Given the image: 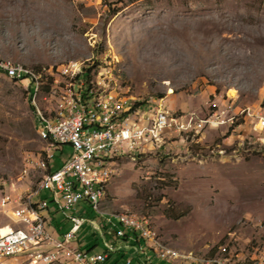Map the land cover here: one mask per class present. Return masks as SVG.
Listing matches in <instances>:
<instances>
[{
	"label": "rangeland",
	"instance_id": "1",
	"mask_svg": "<svg viewBox=\"0 0 264 264\" xmlns=\"http://www.w3.org/2000/svg\"><path fill=\"white\" fill-rule=\"evenodd\" d=\"M63 65L76 93L85 84L94 101L119 90L141 107L156 101L163 111L216 115L197 135L177 129L158 147L113 157L107 212L89 207L92 216L119 225L109 211L133 213L178 253L264 264V128L249 115L264 114V0H0V66L29 75L16 80L0 70V181L20 189L19 204L51 172L43 119L68 114L72 91L61 93L55 111L48 105L49 73ZM72 153L66 145L52 168ZM8 219L0 212V226ZM77 236L84 250L105 245L89 221Z\"/></svg>",
	"mask_w": 264,
	"mask_h": 264
},
{
	"label": "built area",
	"instance_id": "2",
	"mask_svg": "<svg viewBox=\"0 0 264 264\" xmlns=\"http://www.w3.org/2000/svg\"><path fill=\"white\" fill-rule=\"evenodd\" d=\"M66 65L56 74L53 70L49 73L55 75V84L50 88L48 102L55 111V104L60 102L61 93L72 91V99L63 103V108H68L66 126L45 127V134L49 137V158L60 155L62 147L66 145L71 147L73 153L60 167L51 169L50 183L42 187L39 193L41 195L43 191H47L49 196L41 199L27 198V204H19L20 189L13 188L11 183L9 185L8 179H1L0 212L9 219L0 226V264H6L12 259L16 260V264H105L110 254L120 248L108 241H105L103 252L80 248L75 239L84 224V218L72 215L77 205L83 202L95 211L94 198L99 194L97 179H104L106 175V172H101V164L108 162L112 156L130 155V150H139L142 146L158 147V143L166 140V133L170 135L177 133V129H195L197 135L207 125H214L215 122L216 115L202 119L194 113L163 111L161 102L136 106L137 103L131 101V97L119 90L99 93L101 105H94L91 103V93L86 92L85 84L83 100H76L75 76H67ZM9 75L18 80H27L18 75ZM28 86L29 90L31 84ZM244 112L246 110L242 109L240 114ZM151 113L164 115L165 124L151 121ZM249 115L256 117L258 125L264 128V114L250 111ZM36 118L40 119L37 115ZM115 130H122V142H115ZM26 173H29L28 169L25 170ZM51 203L69 213L73 222L61 237H56L51 230L50 218L48 225H41L40 220H36V212H44V216H49L47 211L51 210ZM28 204H35L33 213L25 212V205ZM118 220L119 225L112 220L107 221L113 230V237L137 242L143 239L144 245L138 242L135 246L138 255L145 254L147 257V260L142 261L143 264H161L163 254L167 253L156 248L157 235L135 236L127 219ZM141 222L144 227H148L146 221ZM3 228L7 230L3 232ZM232 257L238 260V255ZM132 261L133 258L129 257L124 264H132Z\"/></svg>",
	"mask_w": 264,
	"mask_h": 264
},
{
	"label": "bare ground",
	"instance_id": "3",
	"mask_svg": "<svg viewBox=\"0 0 264 264\" xmlns=\"http://www.w3.org/2000/svg\"><path fill=\"white\" fill-rule=\"evenodd\" d=\"M7 71L11 74L18 75L20 77L22 76H29L26 71H21V69L18 68H13L7 66ZM11 70V71H9ZM20 70V71H19ZM13 71L19 72V74L14 73ZM94 105H101V101H94L93 98H91ZM76 100H83V94L82 93H76ZM67 116L68 114L63 118V119H52V118H44V125L45 127L49 126H55V127H65L66 122H67ZM158 116V121L157 124H165V116L164 115H157ZM115 142H122V130H115ZM118 156V155H117ZM113 157L112 156L108 162L101 164V172H106V175L104 179H97V192H99L98 195L95 196L94 198V208L101 213L107 212L104 211V199L107 196V184L112 178L113 175V169L111 168V160ZM49 158V154H48ZM53 158H49L51 161ZM116 160V159H115ZM51 180V172L46 176L45 180L41 183V185L32 193L29 194L27 197L28 200H36L37 196L39 195L40 191H42V187H46L48 183H50ZM107 199V198H106ZM26 204H27V199H26ZM27 206V211L29 213H33L35 211V204H28ZM119 212V211H118ZM111 215L118 216L120 219H127L128 223H131V228L134 229V235L135 236H143V235H157V232L154 231V228L152 225L148 224L146 221V225L148 227H144V223L141 221H145L144 219L140 218L139 216L133 214V213H127V212H119V213H114L109 211ZM36 220H40L41 225H48V218L44 216V212H36ZM4 231L7 230V228H3ZM2 229V231H3ZM156 248H161L164 252L167 254H163V258L168 261V262H174L173 259L171 258H180L182 260H185V263L188 264L190 262L191 264H217V260H210L205 258L204 256H197L194 253H189V254H182L178 253L170 248H168L159 238L157 235V240H156ZM188 261V262H187Z\"/></svg>",
	"mask_w": 264,
	"mask_h": 264
},
{
	"label": "crops",
	"instance_id": "4",
	"mask_svg": "<svg viewBox=\"0 0 264 264\" xmlns=\"http://www.w3.org/2000/svg\"><path fill=\"white\" fill-rule=\"evenodd\" d=\"M65 148H66V146L62 147L61 154L64 152ZM61 164L62 163H60L59 166H61ZM49 165H50V168L52 170H54V168H52L53 165L51 164V161L49 162ZM46 196H49V193H47ZM46 196H44V197H46ZM53 207H54V209H53ZM89 207L90 206L88 204L81 203V205L77 206L75 208L74 212H72V215H77L78 213L83 212V210L89 211V214L87 216L86 215L84 216L83 213H82V215H80L81 217L84 218V224L82 225L80 230H82V228L85 226L86 221H89L90 227H92L95 230V232H97V233L101 232L102 235L105 234V235H103L104 242L108 241V242L114 243L120 248L117 252L110 254V256L107 259L105 264H124L126 259L129 257L133 258L132 264H143L142 261L147 260V257L145 254L138 255L137 251L135 250V246L138 244V242H140V240L137 242L133 239H123L122 240V239H117L116 237H113V230L111 229V225L104 223L103 219H101V221H100L96 217L92 216L91 211L93 212V210L92 209H91V211H90V209L88 210ZM50 208H51V210H49V212L47 211V215L49 213V216L48 217L46 216L47 218H50V228L56 237H61L62 234L64 232L68 231L71 228V226L73 225V222L71 221V219L69 217L70 214L63 212L54 203L50 204ZM77 211H79V212L77 213ZM61 212H63V213H61ZM86 212H84V213H86ZM80 230H79V232H80ZM105 232H107V233H105ZM109 232H111L112 234ZM79 240L80 239H78V241ZM98 244H99L98 241L96 243H91L88 250L91 251V249H93L94 247H97ZM78 245L80 247V243ZM103 251H105V245L103 246L102 251H98V252H103ZM91 252H97V248L93 249ZM155 261H157V259H155ZM163 262H165L167 264H173L172 262L166 261L164 258H163V261H161V263H163Z\"/></svg>",
	"mask_w": 264,
	"mask_h": 264
},
{
	"label": "trees",
	"instance_id": "5",
	"mask_svg": "<svg viewBox=\"0 0 264 264\" xmlns=\"http://www.w3.org/2000/svg\"><path fill=\"white\" fill-rule=\"evenodd\" d=\"M0 70H3L4 72H6L8 75L9 74H11V73H9L6 69H4L3 67H1L0 66ZM86 72L83 74V75H80V77L81 76H83L84 77V75H86L87 77H84V79L86 80V82L85 83H88L89 82V80H91L92 78H89V76H90V70H85ZM10 76V75H9ZM11 77V76H10ZM13 78V77H12ZM78 78H79V76H78ZM77 78V79H78ZM14 79H16V78H14ZM16 80H18V79H16ZM76 80V79H75ZM88 85H89V83H88ZM32 86V85H31ZM35 88L32 86L31 87V89H30V91H29V93H30V96H31V99H32V96L34 95V92H35V90H34ZM137 105H140V104H136V106ZM34 108H35V111H36V113H37V109H38V107L37 106H35L34 105ZM37 116L39 117V115H38V113H37ZM40 118V117H39ZM40 123H43V121L41 120V118L39 119V124ZM44 124V123H43ZM216 251H213V253H215ZM123 256V255H122Z\"/></svg>",
	"mask_w": 264,
	"mask_h": 264
}]
</instances>
